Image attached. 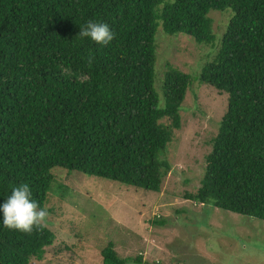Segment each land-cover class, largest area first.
<instances>
[{
    "label": "trees",
    "instance_id": "obj_1",
    "mask_svg": "<svg viewBox=\"0 0 264 264\" xmlns=\"http://www.w3.org/2000/svg\"><path fill=\"white\" fill-rule=\"evenodd\" d=\"M226 9L218 37L211 14ZM89 21L115 38L81 39ZM158 30L216 47L195 81L227 96L200 187L185 199L264 222V0H0V204L26 183L49 217L60 216L50 198L63 184L57 170L160 192L193 77L169 68L156 90ZM2 220L0 264L40 261L54 234ZM100 258L129 263L111 243Z\"/></svg>",
    "mask_w": 264,
    "mask_h": 264
},
{
    "label": "rangeland",
    "instance_id": "obj_2",
    "mask_svg": "<svg viewBox=\"0 0 264 264\" xmlns=\"http://www.w3.org/2000/svg\"><path fill=\"white\" fill-rule=\"evenodd\" d=\"M211 15L213 32L220 37L231 10ZM155 43L156 90L169 68L193 77L180 109L181 129L174 132L163 156L171 169L160 192L55 171L63 184L50 198L62 208L60 216L47 220L46 228L54 234L52 244L32 264H101L100 251L109 243L120 258H129L128 264H264L263 221L184 197L200 187L211 140L226 110L225 94L195 81L216 47L159 30ZM155 220L164 224L154 225Z\"/></svg>",
    "mask_w": 264,
    "mask_h": 264
},
{
    "label": "clouds",
    "instance_id": "obj_3",
    "mask_svg": "<svg viewBox=\"0 0 264 264\" xmlns=\"http://www.w3.org/2000/svg\"><path fill=\"white\" fill-rule=\"evenodd\" d=\"M78 36L81 39L90 38L100 45H107L115 38V33L110 30L107 23L89 21L80 27ZM86 60L89 64L92 63L91 54ZM0 213L3 215L4 227L28 234L34 228L39 230L47 227L49 217L47 208L41 207L32 198V192L26 183H21L12 188L11 194L0 204Z\"/></svg>",
    "mask_w": 264,
    "mask_h": 264
}]
</instances>
